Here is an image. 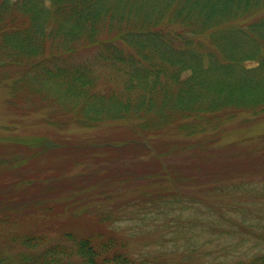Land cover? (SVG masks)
Masks as SVG:
<instances>
[{"label":"trees","instance_id":"obj_1","mask_svg":"<svg viewBox=\"0 0 264 264\" xmlns=\"http://www.w3.org/2000/svg\"><path fill=\"white\" fill-rule=\"evenodd\" d=\"M0 87L12 108L40 112V124L57 131L111 124L128 134L14 142L19 153L0 154V166L45 159L31 174L18 172L23 188H44L51 167L60 174L89 168L101 155L97 164L110 171L108 163L125 155L132 178L101 180L111 193L124 190L128 178L140 180L123 204L142 210L178 202L173 180L212 182L208 189L218 190L228 168L264 169V134L251 159H212L236 116L264 118V0H0ZM108 170L96 166L90 175ZM92 183L80 178L77 185ZM39 200L22 195L17 210L0 213V264H164L134 256L109 225L110 212L95 215L98 230L61 222L53 231L41 216L54 219L75 207ZM250 259L231 264H264V253Z\"/></svg>","mask_w":264,"mask_h":264},{"label":"rangeland","instance_id":"obj_2","mask_svg":"<svg viewBox=\"0 0 264 264\" xmlns=\"http://www.w3.org/2000/svg\"><path fill=\"white\" fill-rule=\"evenodd\" d=\"M9 97L7 89L0 87L1 155L19 153L17 150L20 147L10 146L14 142L40 145L53 142L57 138L69 139L70 142L128 136L124 126L111 124L91 129L73 127L66 131H57L40 124L42 117L40 112L12 108L7 103ZM262 134L264 118L238 115L224 126L221 139L223 144L219 145L220 150L213 152L216 154L212 159L216 156L251 159L256 156L260 142H263ZM129 159L131 158L127 159L124 155L122 161L109 162L110 171L107 165L97 164L104 162L101 155L92 162L94 166L89 168L87 164L80 169L69 167L60 174L58 168L51 167L45 187L37 186L35 190L16 184V176L18 172L31 174L39 170L38 165L44 164L45 159L42 158L40 164L36 161V164L30 163L20 167L2 165L0 213L9 214L11 208L12 211L17 210L22 195H27L30 199L39 198V202L46 201L55 209L60 204L68 203V207L75 208L66 210L63 215L54 219L50 215H43L41 220H45L49 224L48 228L51 227L53 231H57L62 222L85 233L100 229L96 226L95 222L98 219L95 215L110 212L112 218L109 225L125 237L134 256L148 262L231 264L240 259L249 262L250 258L264 253L263 167L259 168L262 171H256V164L250 163L228 168L229 171L221 178L226 181L218 182L223 187L213 191L208 189L214 185L212 182L197 185L188 182L177 183L173 180L172 186L179 193L178 202H168L166 206L157 209L147 206L141 210L137 208L138 206L123 204L127 202L126 198L133 194L131 185L140 181L131 179L135 171L131 172L130 163L133 161ZM96 166L97 169L105 168L108 171L90 175ZM144 169L146 170L145 166ZM182 172L199 173L189 171L188 168H184ZM106 174H111L115 178L130 175L131 178L121 183L124 190L111 193L104 191L106 188L101 184L102 176ZM79 177L85 182L94 183L87 186L77 185L80 183ZM144 182L152 185L148 177ZM108 188H111L110 185ZM122 197L124 198L121 199ZM120 203L123 206H117ZM213 218H218V226L211 222ZM12 259L18 260L19 256Z\"/></svg>","mask_w":264,"mask_h":264}]
</instances>
